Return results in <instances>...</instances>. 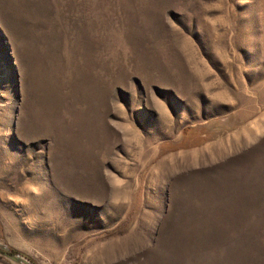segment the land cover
I'll list each match as a JSON object with an SVG mask.
<instances>
[{"label":"rangeland","instance_id":"obj_1","mask_svg":"<svg viewBox=\"0 0 264 264\" xmlns=\"http://www.w3.org/2000/svg\"><path fill=\"white\" fill-rule=\"evenodd\" d=\"M0 264H264V0H0Z\"/></svg>","mask_w":264,"mask_h":264}]
</instances>
